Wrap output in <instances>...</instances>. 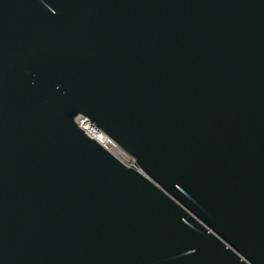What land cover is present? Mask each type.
Masks as SVG:
<instances>
[{
  "label": "water",
  "instance_id": "1",
  "mask_svg": "<svg viewBox=\"0 0 264 264\" xmlns=\"http://www.w3.org/2000/svg\"><path fill=\"white\" fill-rule=\"evenodd\" d=\"M0 264H264V0H0Z\"/></svg>",
  "mask_w": 264,
  "mask_h": 264
},
{
  "label": "built area",
  "instance_id": "2",
  "mask_svg": "<svg viewBox=\"0 0 264 264\" xmlns=\"http://www.w3.org/2000/svg\"><path fill=\"white\" fill-rule=\"evenodd\" d=\"M74 121L87 136L94 139L124 165L130 166L134 162L131 156L126 154L112 139L93 125L87 117L77 114L74 116Z\"/></svg>",
  "mask_w": 264,
  "mask_h": 264
}]
</instances>
